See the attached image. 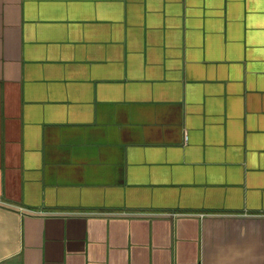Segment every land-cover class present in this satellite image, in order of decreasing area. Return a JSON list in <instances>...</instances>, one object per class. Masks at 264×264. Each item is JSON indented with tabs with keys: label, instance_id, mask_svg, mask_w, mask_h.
Masks as SVG:
<instances>
[{
	"label": "crops",
	"instance_id": "0c3cea01",
	"mask_svg": "<svg viewBox=\"0 0 264 264\" xmlns=\"http://www.w3.org/2000/svg\"><path fill=\"white\" fill-rule=\"evenodd\" d=\"M0 264H264V0H0Z\"/></svg>",
	"mask_w": 264,
	"mask_h": 264
}]
</instances>
